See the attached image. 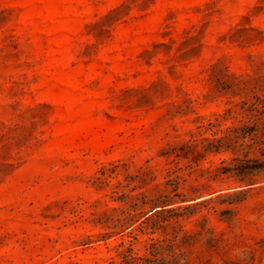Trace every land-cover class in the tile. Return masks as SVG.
Segmentation results:
<instances>
[{
	"label": "rangeland",
	"instance_id": "obj_1",
	"mask_svg": "<svg viewBox=\"0 0 264 264\" xmlns=\"http://www.w3.org/2000/svg\"><path fill=\"white\" fill-rule=\"evenodd\" d=\"M0 264H264V0H0Z\"/></svg>",
	"mask_w": 264,
	"mask_h": 264
}]
</instances>
